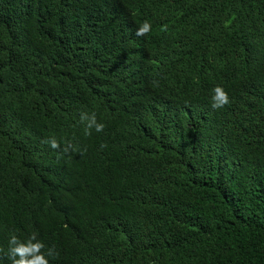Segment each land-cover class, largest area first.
Returning a JSON list of instances; mask_svg holds the SVG:
<instances>
[{
	"label": "trees",
	"instance_id": "1",
	"mask_svg": "<svg viewBox=\"0 0 264 264\" xmlns=\"http://www.w3.org/2000/svg\"><path fill=\"white\" fill-rule=\"evenodd\" d=\"M32 232L50 264H264V0H0V264Z\"/></svg>",
	"mask_w": 264,
	"mask_h": 264
},
{
	"label": "clouds",
	"instance_id": "2",
	"mask_svg": "<svg viewBox=\"0 0 264 264\" xmlns=\"http://www.w3.org/2000/svg\"><path fill=\"white\" fill-rule=\"evenodd\" d=\"M148 30L149 26L147 24L142 25L137 30L136 35H144ZM229 103L230 98L227 91L221 85H216L213 89L212 108L221 109ZM80 121L84 124L87 134H90L92 130L102 132L105 128V124L97 120L94 112L91 114L81 112ZM45 143L52 149H59L63 154L78 151L77 147L71 142H66L61 146V143L55 137L48 138ZM8 257L11 264H50L51 260L59 257V252L54 245H46L36 232H32L25 238L12 233L8 239Z\"/></svg>",
	"mask_w": 264,
	"mask_h": 264
}]
</instances>
